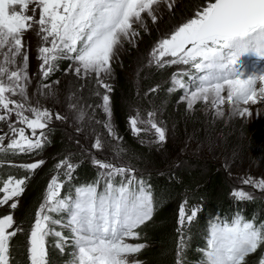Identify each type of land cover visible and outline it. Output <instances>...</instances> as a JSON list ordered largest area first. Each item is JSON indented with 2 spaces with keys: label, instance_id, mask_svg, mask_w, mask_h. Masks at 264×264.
<instances>
[{
  "label": "snow or ice",
  "instance_id": "1",
  "mask_svg": "<svg viewBox=\"0 0 264 264\" xmlns=\"http://www.w3.org/2000/svg\"><path fill=\"white\" fill-rule=\"evenodd\" d=\"M162 4L172 10L174 0H0V122L7 125V131L0 129V153L17 155L42 150L49 142L46 133L51 120L67 119L29 96L30 56L25 36L30 32L39 41L38 78L50 77L61 60L72 61L66 74L94 77V94L102 100L96 107L102 108L107 117L94 122L102 123L109 136L120 140L111 123L113 63L124 43H132L140 29L146 30L145 16L157 22ZM247 57L264 61V0H208L156 43L148 65L183 66L172 73L173 87L168 91L183 90L178 102L186 101L189 110L204 102L211 105L215 117H223L222 106L227 104L229 116L250 118V106L264 105V68L246 71ZM158 88L159 85L149 91L156 92ZM38 91L41 96L55 94L47 83H41ZM67 99L68 108L76 111V119L85 120L87 108L92 105L86 108L75 93ZM156 115L155 109L148 112L145 121L137 111L129 117V124L137 135L150 130L143 125H150L155 134L150 143L163 144L167 140L166 128L155 121ZM75 143L79 145L80 141ZM91 149L103 151V138L97 136ZM43 163L41 159L12 166L34 172ZM93 164L100 169L96 179L68 187L62 196L61 190L74 179L78 165L68 157L57 163V174L47 185L27 236L28 264H51L50 237L55 238L52 246L61 253L72 247L68 264H144L137 256L148 245L127 241L140 240L139 229L153 220L157 202L151 184L128 164L95 157ZM30 178L8 175L0 179V206L10 209L0 216V264H12L11 241L24 231L16 224L12 210L17 209ZM240 179L253 191L264 193V178ZM231 195L237 201L254 199L243 188L233 189ZM201 210L202 205H189L187 198L181 202L174 264H186L187 233ZM262 248L264 222L248 220L239 213L230 220L217 218L208 228L206 247L200 249L201 264H247V258ZM258 264H264V252Z\"/></svg>",
  "mask_w": 264,
  "mask_h": 264
},
{
  "label": "trees",
  "instance_id": "2",
  "mask_svg": "<svg viewBox=\"0 0 264 264\" xmlns=\"http://www.w3.org/2000/svg\"><path fill=\"white\" fill-rule=\"evenodd\" d=\"M197 1L203 2L205 0L186 2L183 10L189 11L190 7H193V4ZM174 11L172 17H175L178 10ZM141 34L145 36L144 33ZM146 48L145 46L143 50H146ZM135 50L134 46L128 45L126 52L132 51L131 54L134 57ZM127 57L129 59L122 61L121 66H115L114 75H112L113 77L110 80L112 85L110 93L112 111L114 116L116 113V128L118 134L123 138L121 146L127 154L116 147H111L104 143L103 151L112 155L106 161L139 166L135 168L137 173L142 174L143 178L152 186L154 199L157 202L154 214V217H157V222L152 224L150 228L145 229V233L148 236L146 240L150 246L144 252V264H174L175 219L178 205L185 198L188 199L189 203L197 202L198 205H202V210L199 211L197 218L191 224L187 233L189 239L185 252L186 264H201L202 253L200 249L204 248L207 221L212 216L213 218H218L221 215H226L223 219L227 220L240 213L248 220H254L257 223L264 222V195L254 196L253 200L247 202L237 201L231 195L233 189L243 188L240 178L245 177L247 169L232 166L230 162L232 161V153L227 148L224 151L225 155H230L228 157L229 160L226 158L227 156L223 157L213 154L210 148L205 145H201V148L199 147L196 153L193 151L187 152L192 154L193 159L189 155L179 159L178 157L181 156L182 150L179 149L180 147L176 149H173L172 146L170 147L168 145L169 140L161 144L159 148H157L158 144L150 143V141L155 139L154 130H151L150 125H143L142 127L150 130L141 131L139 135L132 131L129 117L135 116L137 111H139L140 118L146 121L148 120V112L154 109L157 112L155 121L161 122L166 128V137L168 132L167 125L170 126L171 124L173 125V134L176 138H181L185 132L191 133L192 137L198 139H201L205 134L209 138L215 129L229 131V128L223 125L224 122L223 124L221 122L220 126H218L219 121L203 120L202 116L199 119L196 118L194 124L190 125L192 118L185 115V106L183 103L178 102L181 91L179 89L171 93L168 91L171 87L172 73L176 72L180 67L172 65L157 68L155 65H148L147 60L144 58V60L140 61V68L137 71L139 77L137 80H133L132 78H127L125 73L126 69L134 68L131 63L133 57L130 55ZM67 65H69L67 60L62 61L60 70H56L45 81L58 78ZM73 79V93L80 100L88 101L96 107L99 104V100L92 94L93 84L90 79L83 77H73ZM157 85H159V88L156 92L149 91L150 88ZM93 90L96 91L97 89L94 88ZM161 118L165 119V121L162 122ZM228 118L233 122L237 120L234 117ZM59 124H54L50 131L46 133L49 142L44 148L33 153L34 155H39L37 159L45 158L43 160L44 163L32 172L31 178L28 180L31 182L28 188H30V195L33 199L23 212V215L27 217L33 213L36 199L41 194V189L46 183L45 177L48 172L56 170L55 163L61 159L65 157H68L69 160L78 159V167L74 172V179L66 185L65 192L68 187L84 182H92L100 171V169L92 167L87 161L92 159L91 150L88 151L85 147L68 143L65 138L66 132L64 129L61 130L59 128ZM93 130L96 129L93 128ZM93 133L92 136L97 135L95 132ZM192 133L196 136H193ZM239 141L242 142L243 146L250 147L253 152H260L264 147L263 120L261 119L254 125L247 140L241 135L240 138H237V142ZM237 142L234 143L233 150L237 148ZM229 150L232 152L231 149ZM4 155V157L9 159L19 158L30 161L32 154L12 155L7 153ZM0 167L3 168L6 174L7 171L10 170L12 172L14 169L12 166ZM259 176L264 177V175ZM53 215L55 216V214ZM64 232L66 233V230ZM16 237L11 244L12 264H20L21 259L27 258L25 235L21 234ZM53 242H49L51 264H68L71 256L67 252L72 247L68 246L64 255H62L63 253L52 246ZM17 250H19V260L15 256ZM262 250L263 248L252 255L254 257L260 255Z\"/></svg>",
  "mask_w": 264,
  "mask_h": 264
},
{
  "label": "rangeland",
  "instance_id": "3",
  "mask_svg": "<svg viewBox=\"0 0 264 264\" xmlns=\"http://www.w3.org/2000/svg\"><path fill=\"white\" fill-rule=\"evenodd\" d=\"M190 1L191 0H174V5H173L172 10H168L166 5H163V4L160 5V11H159L158 20L156 23L151 22V20L147 16H145V20L147 22L146 30L140 29L139 30V36L134 38L132 43H128V42L124 43L123 47L120 49L118 59L113 63L112 75H114V69H115L116 65L121 66V62L126 60V59L128 60L129 58L127 56H129V55L133 57V55L131 54L132 51L126 52L128 45H130L132 47L134 46V49H136L135 55H134L133 59H131V63H132V65H134V68H131V69L128 68L129 70L126 69L125 73H126L127 78L129 77V78H132L133 80H137V78L139 77V75H137V71L140 68V61L142 59L144 60V58H145L148 62L151 49L156 45V43L160 39L168 36L170 34V32L172 30H174L175 27H177L180 23H182L186 19L190 18L194 14V12L196 11L197 7H200L203 4L208 2V0H205L203 2L197 1L196 3L193 4V7H190L189 11L183 10L184 4L186 2L189 3ZM174 10H178V11L176 12L175 17H172L173 12H175ZM141 33H144L145 36H143ZM25 39L29 43V56H30L28 72H29V76L31 77V83L28 86V93H29V96L32 97L33 102H35L38 99L40 104L43 105L44 107H47L49 109L51 107L55 111L58 109V111L63 116L67 117L66 120H63L59 124V128L61 130L64 129V131L66 132L65 138H66L68 143H70L71 145H73V144L78 145L75 143V141L79 140L80 141L79 146L87 148L88 151L91 150V153H92V155H95V158L103 159V160H107L108 158H111L112 155L109 154L108 152H106V151L97 152L96 150L91 149V145L94 142L95 138L97 136H100L103 138L104 143L108 144L109 146L116 147L119 150H120V148H122L121 144L123 143V138L118 134V130L116 128V123H115L116 113L114 116L113 111H112L111 123L115 129L116 135L121 138L120 140H115L111 136H109L108 131L104 128L102 123L98 124V123L94 122V121H105L107 119V117H106L102 108L95 107L94 105H92V108H87L88 105H91L88 101H85V100L82 101L81 100V103L87 108L88 114L85 117V120L78 121L76 119V111L68 108V99H67L69 94L73 93V88H74L73 77H76V76L74 73H71V72L66 74L65 70L61 73V75L58 78L50 79L49 81L44 82V83L52 85L53 91L55 93L54 95H50V96L39 95L38 90L40 88L41 83L38 82V62L36 60V55H37L36 50H37L39 41H38V38L36 37L34 32L28 33L25 36ZM145 46L147 48H146V50H143V48ZM245 59H247V58H245ZM174 66L183 67V66H178V65H174ZM248 72H251V71L248 70ZM40 79H42V78H40ZM88 79H90L91 83L93 84L92 85L93 86V88H92L93 96H95V98H97L99 100V104H101L102 100L94 94L95 91L93 90L94 88H96L95 78L89 77ZM55 81H59V83L56 84V83H54ZM171 87H173V86H171ZM101 90L103 91V89H101ZM180 91H181V94H180V97H181L182 95H184V91L183 90H180ZM109 95H110V93H109ZM180 97L178 98V100H180ZM111 101H112V98H111ZM47 103L50 107L47 105ZM181 103H183V105L185 106V110H186L185 115L192 118L190 120L191 121L190 125L194 124V121L196 118L199 119V117L202 116L203 120L210 119V121L213 120L214 122L219 121L218 126H220L221 122H222V124L224 122L223 125L228 127L229 131H227V130L225 131L223 129L221 131H219V130L215 129L211 133V136H209V138L207 137L208 135L205 134V136H202L201 139H198L196 137H192L190 135L191 133L188 134L185 132L184 135L181 136V138H176L173 134V125L172 124L170 126L167 125L168 132H169V133L167 132V137H168L167 140L170 141V142H168V145L170 147L172 146L173 149L180 147L179 149L182 150L181 156L178 157L179 159L181 157L188 156V155L191 157V159H193L192 154L187 153V152L193 151L196 153V152H198V148L199 147L201 148V145H205L206 147L210 148V150L213 152V154L215 153V154L221 155L223 157L227 156L226 158L229 160L228 157L230 155H225V151H224V149L227 148V150L230 153H232L231 159L233 162L232 161H230V162L232 163L233 167L247 169L245 176H251V177H254L256 179L264 178L263 176H259V175H264V147L260 152H253L250 147H245V145L243 146L242 142H240V141L237 142V138H240L241 135L247 140V138L251 135V130L254 127V125L256 123H258L261 119L263 120V126H264V105L250 106L251 110L253 112V115L250 118L234 117V119H237V120L233 122V121H231V119L228 118L231 116L228 115V105L227 104L222 106L224 111H225V115L223 117H215L212 114L213 109H212L211 105H206L204 102L196 103L194 105L193 109H191V110H189L187 108L186 101L181 102ZM111 108H112V106H111ZM89 117H92L93 119H89ZM13 119H14V117H13ZM54 120H55V122L60 121V120H56L53 118L50 122L51 126L53 125ZM161 121L163 122V121H165V119L161 118ZM235 126H236V128H235ZM77 128L81 129V131L77 132L76 131ZM93 128L96 130H93ZM0 129L7 131V125L4 122H0ZM93 132H95V134H97V135L92 136V134H94ZM169 134L171 135V137ZM192 134H193V136H196L194 133H192ZM235 142H237L236 143L237 148L235 150H233L232 147L235 146L234 145ZM5 143H7V141H5ZM263 144H264V141H263ZM160 146H161V144H158L157 148H159ZM229 149H231L232 152ZM175 151H177V150H175ZM228 151H226V152H228ZM123 152L125 154H127L125 149ZM222 154H224V155H222ZM4 156L5 155L3 153H0V166L8 167L7 164H9L10 162H8L4 158ZM194 156L197 157L196 154H194ZM38 157H39L38 154L37 155L32 154L30 161L31 162L37 161ZM44 158L45 157H41V158H39V160H41V159L44 160ZM12 160L15 161L14 159H12ZM16 160L17 161H26V162L28 161V159H19V158ZM77 160L78 159L70 160V162H72L73 164H78ZM87 161L91 164L92 167L98 168V166H95L93 164V158L88 159ZM57 163H55V165H57ZM144 165L147 166L148 164H144ZM132 167L138 168L139 166H132ZM61 171L63 172V169ZM9 172H10V170L7 171L8 174L5 175L6 172L3 170L2 167H0V177L2 175L5 176V178H3V179H6L8 175H11ZM56 174H57V172L51 171L50 173L48 172V175L45 177L46 184L41 189L42 192L39 195V197H37V199H36L37 206L33 210L32 215H30L28 217L23 215L24 210L29 206V203L33 199V197L30 195V192H31L30 188H28L30 183H31L30 181L26 182L25 191L22 194V196L19 198V204H18L17 209L12 210L16 224L21 226L24 229L23 232L18 233L16 236H20L21 234L25 235L26 250H27V236H28L31 225L34 222L35 213L39 207V204L43 202V198H44V195L46 193V188H47L48 183L51 180V177L53 175H56ZM75 178H78V177H75ZM60 179L63 180L64 176L61 175ZM86 180H90V179H86ZM0 187H2V183H0ZM242 187H243V190L251 192L253 196L264 195V193H260L258 191H253V189L247 185H243ZM63 190L64 189H62L61 192ZM237 190H239V189H237ZM2 195L3 194L0 193V196H2ZM242 202H247V201H242ZM180 204H181V202L178 205L175 224H177L178 210H179ZM193 204L198 205L197 202H190L189 203V205H193ZM9 211H10V209L7 205L0 206V216L7 214ZM151 223H155V220H152ZM59 228L60 227L57 226L56 230H61ZM65 235H68L67 230H66ZM16 236L12 239L11 244L14 241V239L17 238ZM54 239L55 238L50 237L49 242L54 241ZM176 240H177V233L175 231V242L173 244L174 245L173 251H175ZM205 247H206V245L204 246V248ZM72 251H73V249L69 250L67 252V254L70 255L72 253ZM62 255H64V253ZM260 255H256L255 257L252 255L253 257L251 256L250 258H247V264H253L254 261L258 262ZM15 256L19 260V250H17ZM20 264H28V260L27 259H21Z\"/></svg>",
  "mask_w": 264,
  "mask_h": 264
},
{
  "label": "clouds",
  "instance_id": "4",
  "mask_svg": "<svg viewBox=\"0 0 264 264\" xmlns=\"http://www.w3.org/2000/svg\"><path fill=\"white\" fill-rule=\"evenodd\" d=\"M156 219H157V217H156ZM155 223H156V222H155ZM151 226H152V225H151ZM151 226H150V227H151ZM150 227H149V228H150Z\"/></svg>",
  "mask_w": 264,
  "mask_h": 264
}]
</instances>
